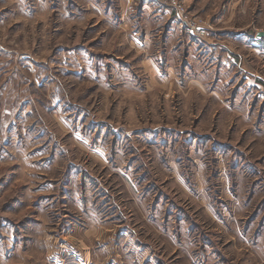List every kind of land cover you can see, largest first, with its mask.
I'll return each instance as SVG.
<instances>
[{
    "label": "rangeland",
    "instance_id": "obj_1",
    "mask_svg": "<svg viewBox=\"0 0 264 264\" xmlns=\"http://www.w3.org/2000/svg\"><path fill=\"white\" fill-rule=\"evenodd\" d=\"M257 31L264 0H0V264H264Z\"/></svg>",
    "mask_w": 264,
    "mask_h": 264
},
{
    "label": "water",
    "instance_id": "obj_2",
    "mask_svg": "<svg viewBox=\"0 0 264 264\" xmlns=\"http://www.w3.org/2000/svg\"><path fill=\"white\" fill-rule=\"evenodd\" d=\"M255 40H264V31H259L255 34Z\"/></svg>",
    "mask_w": 264,
    "mask_h": 264
},
{
    "label": "built area",
    "instance_id": "obj_3",
    "mask_svg": "<svg viewBox=\"0 0 264 264\" xmlns=\"http://www.w3.org/2000/svg\"><path fill=\"white\" fill-rule=\"evenodd\" d=\"M162 1H163V0H162ZM191 30H193V31H197V32H200V33L203 32L202 27L196 26V25H194V24L191 25Z\"/></svg>",
    "mask_w": 264,
    "mask_h": 264
},
{
    "label": "crops",
    "instance_id": "obj_4",
    "mask_svg": "<svg viewBox=\"0 0 264 264\" xmlns=\"http://www.w3.org/2000/svg\"><path fill=\"white\" fill-rule=\"evenodd\" d=\"M257 32H259V31H257ZM257 32H255V34H256ZM255 34H254V39H255ZM256 41H260V40H256ZM111 264H112V263H111Z\"/></svg>",
    "mask_w": 264,
    "mask_h": 264
}]
</instances>
